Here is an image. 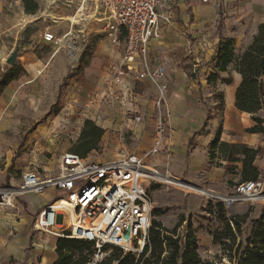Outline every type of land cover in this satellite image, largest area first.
<instances>
[{
    "label": "crops",
    "instance_id": "obj_1",
    "mask_svg": "<svg viewBox=\"0 0 264 264\" xmlns=\"http://www.w3.org/2000/svg\"><path fill=\"white\" fill-rule=\"evenodd\" d=\"M159 10L169 14L171 22L163 27L159 39L151 40L150 61L152 64L164 65L166 70L161 84L166 85L164 96L170 107L167 121L169 131L162 143L164 149L147 158V165L155 169L159 176L203 190L206 198L199 200V206L204 208L208 204V197L225 194L242 182V162L229 161L228 154L218 145L214 150L211 149V143L218 138L219 142L260 150L253 164L259 171L264 190V131H247L256 126L252 114L239 111L234 105L235 91L242 80L241 74L232 62L224 71H216L218 76L214 81H207V77L215 70L213 58L221 38L233 40L235 57L240 56L250 45L258 26L264 24V0H159ZM94 21L105 23L103 16L96 17ZM92 31L102 32L104 38L96 40L95 50L83 68L79 84L73 87L75 99L80 97L82 101V117L75 119V132H66L71 128L68 118L62 123L58 122V126L54 118L51 125L41 123L36 127L30 139L33 136L46 139L48 135L51 138L48 140L49 147L57 137V128L60 127L58 132H62L58 137L71 139L74 134L79 137L84 121L89 120L103 129L98 149L102 148L106 152L102 159L90 158L89 153L94 151L92 149L84 158L108 161L123 153H143L149 150L156 136L152 98L157 93V85L149 79L133 75L127 77L126 84L140 94L137 108L142 120L135 124L125 121L122 108L117 102L103 100L89 103L94 93L101 88L103 77L111 65L121 56V46L111 44L104 25ZM120 37L122 39L123 36ZM20 63L32 78L23 81L19 75L0 90V186H5L2 185L5 182H11L9 186L18 184L21 174L30 169H37L46 175L55 174L53 168L44 165L42 159L23 152L25 146L21 145L22 139L18 136L22 125L20 120L12 116L11 109L25 95V91L38 90L40 81L48 77L49 73L54 74L57 88L64 77V62L58 54L53 57L51 55L45 63L40 59L32 60L29 69L30 65H37V72L29 70L24 62ZM132 65L134 69L138 68L137 63ZM112 89L117 88L112 86ZM38 100V96H32L29 101L33 103ZM257 116L263 119L264 128V111ZM211 152L214 154L212 158ZM24 155L30 160L24 162ZM236 157L242 159L243 156ZM35 159L40 166H31L30 163ZM17 174L18 180L12 183ZM161 188L163 186L155 189L149 186L153 205H159L156 207H161L163 202L156 195ZM58 195L60 191L52 187L41 194L29 191L17 198L14 208H0V260H27L30 263L36 257H41L40 264H46L48 258L51 259L50 264L53 263L56 258L55 245L49 252L46 238L42 241L38 239L39 236L36 238L32 221L34 214ZM184 197L189 198L192 204H197L192 199L193 195L184 194ZM237 204L240 203L232 207ZM260 210L261 207L258 210L240 208L234 212L244 214L249 211L243 239L250 234V220L258 217ZM162 217L158 216L157 220L166 228L171 229L177 223L175 218L165 223ZM193 231L196 235V231ZM211 232L209 230L206 233L207 242L216 248L215 259L220 257L221 250L213 243Z\"/></svg>",
    "mask_w": 264,
    "mask_h": 264
},
{
    "label": "built area",
    "instance_id": "obj_2",
    "mask_svg": "<svg viewBox=\"0 0 264 264\" xmlns=\"http://www.w3.org/2000/svg\"><path fill=\"white\" fill-rule=\"evenodd\" d=\"M92 4L94 12L102 14L105 20L111 44L121 46V56L111 65L89 103L117 102L125 121L135 124L142 120L137 108L140 94L126 84L127 77L133 75L155 83L157 93L152 106L156 136L152 146L143 153H123L108 161L89 160L67 151L61 154L54 175L30 169L21 174L18 184L0 186L3 209L14 208L17 198L29 191L41 194L51 187L60 191L34 214L32 228L54 241L74 238L91 242L93 254L87 264L102 260L105 244L132 252H139L145 244L153 218L149 186L159 181L157 171L146 160L164 149L162 143L169 131L170 116L164 96L166 85L161 84L165 67L150 61V42L159 39L163 27L170 24L169 14L159 10V0H92ZM42 39L56 43L49 31L43 33ZM133 63L138 64L137 69ZM262 196L263 182L258 178L239 182L227 193L211 197L226 210L236 203L259 201Z\"/></svg>",
    "mask_w": 264,
    "mask_h": 264
},
{
    "label": "rangeland",
    "instance_id": "obj_3",
    "mask_svg": "<svg viewBox=\"0 0 264 264\" xmlns=\"http://www.w3.org/2000/svg\"><path fill=\"white\" fill-rule=\"evenodd\" d=\"M31 2H36L38 8L35 12L28 13L22 0H0V74L2 75L0 90L3 87L2 83L10 76L15 79L20 75L22 76L20 79L23 81L32 78L24 71L20 62H24L29 69L32 60L40 59L45 63L51 55L53 57L57 54L62 58L65 71L59 86L56 88L57 80L53 79V73H49L48 77L45 76L40 81L38 90L25 91V95H22L11 109L12 116L20 120L22 125L21 133L18 136L22 139L21 145L25 146L23 152L36 155L38 159L44 161V165L53 168V172L56 173V166L63 151L81 152L77 148L78 136L74 134L73 138L66 140L64 137L60 138L58 136L62 132H58L59 127L56 129L57 137L48 147L50 138L48 135L46 139L41 136H33L30 139V135L41 123L51 125L54 118L56 126H58V122L62 123L64 119L68 118L71 121L68 123L71 128H68L66 132H75L73 128L75 119L82 117V101L80 97L75 99L76 92L73 87L79 84L83 68L95 50L96 40L104 38L102 32L95 33L92 29L102 27L105 23H103L104 21H94L96 17H102V15L94 12L92 0H31ZM47 31L54 34L57 44H46L42 41V35ZM15 48L18 51L16 61L13 65H8L6 58ZM72 57L74 58L72 59ZM30 67L33 72L38 71L37 65H30ZM52 90L54 91L52 92ZM32 96H38L39 100L31 103L29 100ZM261 111L264 110H260L257 114ZM105 152L106 150H102V148L96 149L89 153L90 158L102 159ZM24 157V162L30 160L26 155ZM36 161L37 159L33 160V163H30L31 166L41 165ZM18 178L19 174L14 176L12 183L16 182ZM158 180L159 183H151L150 188L163 186L156 194L163 201L161 208L167 209L162 215V219L165 223L171 222L173 218L176 219V222L182 220L183 227L181 225L178 227V233L184 232L190 223L192 230L196 231L201 258L216 262L218 260L214 259V255L217 254L216 248L207 242L206 233L209 230H222L223 224L217 215L216 203L218 201L208 197L209 203L202 208L199 206V200L205 199L206 195L197 192L201 189L176 180L174 181L182 186L165 183L159 178ZM10 183L5 182L2 185L9 186ZM196 189L197 191H195ZM184 194L193 195L192 199L196 200L197 204H192L189 198L184 197ZM156 206L159 205H153V207ZM260 207H264V200L243 202L224 210V216L230 217L240 208L258 210ZM154 219L157 220V217ZM35 236L36 238L39 236L40 241L46 238L49 252L57 242L48 235L36 233ZM50 261L51 259L48 258L46 264H50ZM40 262L41 257H36L30 263L27 260L20 262L0 260V264H40ZM223 262L227 263L226 259Z\"/></svg>",
    "mask_w": 264,
    "mask_h": 264
},
{
    "label": "trees",
    "instance_id": "obj_4",
    "mask_svg": "<svg viewBox=\"0 0 264 264\" xmlns=\"http://www.w3.org/2000/svg\"><path fill=\"white\" fill-rule=\"evenodd\" d=\"M22 2L28 13L35 12L38 8L37 3L31 0H22ZM233 44L232 39L219 40L213 58L215 70L207 77V81H214L218 76L216 71H224L234 62L236 70L242 77L235 91L234 105L239 111L252 114L256 126L247 131L263 132V119L257 116V112L264 110V24L258 26L250 45L238 57H235ZM11 79L12 76L7 78L2 83L3 86ZM102 134L103 129L85 120L77 142V148L81 152L76 154L85 157L90 150L98 149ZM217 145L228 154L229 161L242 162V182L259 178V171L253 164L256 155L260 152L259 149L223 143L215 138L211 143V149L214 150ZM236 155L243 157L239 159ZM210 156L212 158L214 154L211 152ZM155 188L156 186L151 189ZM216 206L217 215L223 224L222 230L216 229L211 232L213 243L221 250L216 262L203 260L200 257L198 239L190 223L181 233H178L177 229L182 220L173 228H166L154 217L163 215L167 209L153 207V218L142 249L139 252L123 251L117 246L105 244L102 247L105 255L96 264H264V207L261 208L258 217L250 220L252 223L250 234L243 239L249 211L225 217L222 203L218 201ZM55 253L56 258L52 264H87L93 254V248L91 242L82 239L59 238L55 244ZM224 259L227 263L223 262Z\"/></svg>",
    "mask_w": 264,
    "mask_h": 264
},
{
    "label": "bare ground",
    "instance_id": "obj_5",
    "mask_svg": "<svg viewBox=\"0 0 264 264\" xmlns=\"http://www.w3.org/2000/svg\"><path fill=\"white\" fill-rule=\"evenodd\" d=\"M73 58H74V57H72V59H73ZM158 178H159L160 180H162L163 182H165V183L178 184V185H180V183L174 182V181H172L171 179H169V178H167V177H164V176H159ZM180 186H182V185H180ZM183 187H184V186H183ZM186 188H188V189H192L191 187H186ZM195 191H197V189H196ZM197 192H200V193L205 194V192H203L202 190H201V191H197ZM260 200H264V196H262V197L260 198Z\"/></svg>",
    "mask_w": 264,
    "mask_h": 264
},
{
    "label": "water",
    "instance_id": "obj_6",
    "mask_svg": "<svg viewBox=\"0 0 264 264\" xmlns=\"http://www.w3.org/2000/svg\"><path fill=\"white\" fill-rule=\"evenodd\" d=\"M17 55H18V51H17V48H15L11 54L6 58V63L8 65H13L16 61V58H17Z\"/></svg>",
    "mask_w": 264,
    "mask_h": 264
}]
</instances>
